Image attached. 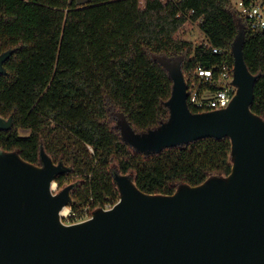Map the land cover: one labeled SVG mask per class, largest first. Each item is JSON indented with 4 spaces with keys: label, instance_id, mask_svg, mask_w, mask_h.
Here are the masks:
<instances>
[{
    "label": "trees",
    "instance_id": "trees-1",
    "mask_svg": "<svg viewBox=\"0 0 264 264\" xmlns=\"http://www.w3.org/2000/svg\"><path fill=\"white\" fill-rule=\"evenodd\" d=\"M188 8L220 52L183 37L179 12ZM241 24L230 0H0V55L13 50L0 73V114L12 117L0 149L37 165L42 152L63 163L55 181L73 184L77 213L119 201L116 173L153 194L229 175V136L148 152L122 137L120 121L139 134L168 122L174 80L163 61L180 62L186 77L199 65L234 64ZM244 30V58L257 77L251 109L264 118V31Z\"/></svg>",
    "mask_w": 264,
    "mask_h": 264
},
{
    "label": "water",
    "instance_id": "water-1",
    "mask_svg": "<svg viewBox=\"0 0 264 264\" xmlns=\"http://www.w3.org/2000/svg\"><path fill=\"white\" fill-rule=\"evenodd\" d=\"M244 40L241 24L233 45L237 93L228 107L193 111L180 62L163 61L174 80L170 120L143 134L120 121L122 137L148 152L229 136V175L153 194L116 173L119 201L67 224L61 213L72 201L73 184L54 192L56 176L67 167L45 152L37 165L0 149V264H264V118L251 109L257 77L244 58ZM12 53L0 55V73ZM11 125L12 117L0 114V128Z\"/></svg>",
    "mask_w": 264,
    "mask_h": 264
},
{
    "label": "built area",
    "instance_id": "built-area-1",
    "mask_svg": "<svg viewBox=\"0 0 264 264\" xmlns=\"http://www.w3.org/2000/svg\"><path fill=\"white\" fill-rule=\"evenodd\" d=\"M230 1L233 9L239 14L247 29L264 31V0ZM194 13L195 9L188 8L180 10L179 15H185L187 18L186 23H188L195 21L193 20ZM203 43L211 45L207 40ZM212 49L215 53L221 51L216 46H212ZM234 78L235 64L230 62H223L213 67L197 66L195 72L191 76L186 77L189 107L191 109L195 108V112L212 111L228 107L237 93ZM55 183V186L58 187L56 181ZM107 208H110V206ZM89 212L85 208L80 213H77L72 211L69 206L66 212L61 213V218L67 224L79 223L90 218L88 216Z\"/></svg>",
    "mask_w": 264,
    "mask_h": 264
},
{
    "label": "rangeland",
    "instance_id": "rangeland-1",
    "mask_svg": "<svg viewBox=\"0 0 264 264\" xmlns=\"http://www.w3.org/2000/svg\"><path fill=\"white\" fill-rule=\"evenodd\" d=\"M144 2H145V0H140V4L142 6H144V4H145ZM183 37L185 39L193 41L195 44H200L205 40L206 36H205V33L200 28V22L199 21H192V22L186 23L184 31H183ZM21 132L23 134H28L30 132V130L29 129H22ZM54 188H55L54 192L59 193L63 187L58 188L55 186ZM71 195H72V191H71ZM67 207H69V205ZM98 209L99 208L91 210L89 212L88 216H90V218H91L93 216V214L96 212V210H98ZM88 216H86V217H88Z\"/></svg>",
    "mask_w": 264,
    "mask_h": 264
},
{
    "label": "bare ground",
    "instance_id": "bare-ground-1",
    "mask_svg": "<svg viewBox=\"0 0 264 264\" xmlns=\"http://www.w3.org/2000/svg\"><path fill=\"white\" fill-rule=\"evenodd\" d=\"M62 211H63L62 213L66 212L67 211V207L63 208Z\"/></svg>",
    "mask_w": 264,
    "mask_h": 264
}]
</instances>
